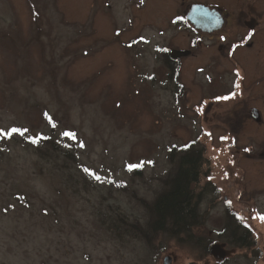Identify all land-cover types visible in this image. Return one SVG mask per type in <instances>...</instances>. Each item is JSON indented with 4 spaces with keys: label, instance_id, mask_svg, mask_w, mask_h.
I'll use <instances>...</instances> for the list:
<instances>
[{
    "label": "rangeland",
    "instance_id": "374dc122",
    "mask_svg": "<svg viewBox=\"0 0 264 264\" xmlns=\"http://www.w3.org/2000/svg\"><path fill=\"white\" fill-rule=\"evenodd\" d=\"M183 12L182 0H0V130L28 129L0 138V264H213L199 257L227 211L254 244L230 261L264 260V13L205 35L174 22ZM165 51L180 57L175 79ZM190 146L204 151L201 223L176 242L152 231L148 207Z\"/></svg>",
    "mask_w": 264,
    "mask_h": 264
},
{
    "label": "trees",
    "instance_id": "16d2710c",
    "mask_svg": "<svg viewBox=\"0 0 264 264\" xmlns=\"http://www.w3.org/2000/svg\"><path fill=\"white\" fill-rule=\"evenodd\" d=\"M169 54V51H165L164 63L168 65L169 78L175 79L177 75L176 66L173 65L175 60L170 58ZM191 145L193 146V143ZM203 153L202 147L193 148L190 146L184 148L183 152L179 154L174 174L167 177L165 188L148 207L153 217L151 223L153 232L157 234L164 232L174 241L184 242L190 238L189 233L192 229L200 225L197 209V198L200 193H196L195 190L201 173V165L205 162L202 158ZM226 214L228 219L224 230L231 229L232 223L231 213L227 211ZM194 245H198V243L194 242ZM206 249L208 248L206 247ZM204 254L199 258L202 259L209 253L205 251Z\"/></svg>",
    "mask_w": 264,
    "mask_h": 264
},
{
    "label": "flooded vegetation",
    "instance_id": "af4514ba",
    "mask_svg": "<svg viewBox=\"0 0 264 264\" xmlns=\"http://www.w3.org/2000/svg\"><path fill=\"white\" fill-rule=\"evenodd\" d=\"M226 1L228 3L227 6L221 0H213V1L212 0H182V6L184 7L183 15L178 16L174 18L173 20L174 22L180 21L181 24L190 26L192 30H194L195 33L197 34L201 33V34L207 35V34H212L213 32H210V33L202 32L201 30L195 29L193 25H191L187 21L186 15L192 6H196V5L204 6L208 8L209 10H213L214 12L219 14L221 18L223 19V24L219 30L214 31V32L218 31L219 33H220V30H222L223 28H227L228 26L231 25L230 17L234 13L245 15L242 19H236V21H238V23L241 24L239 26L247 27L249 30H252L253 28H255V26H257L256 24H258L257 18L255 17V15L257 13L260 14L261 12L264 13V0H226ZM178 18L180 20H178ZM248 44L245 43L244 44L245 47H248L250 45ZM169 55H170V58L174 59L175 61L179 60L180 58L179 56H174V55L171 56V54ZM234 62H235V59H234ZM258 79L260 80V77H258ZM241 82H242L241 77H238V79H236V81L232 84L231 90L222 94V96L228 97L230 101L236 100L238 98V95H240V93L238 95H235L236 94L235 91L238 89L236 86L241 85ZM256 82H258V80H256ZM248 113H249L248 115L251 117V119H253L255 123L261 125L262 118L259 113V110L255 106H250V108H248ZM230 220L232 221L231 227L229 226L231 229L223 230V231L219 230L218 233H216L219 237L212 242V245H218L225 252L224 258L222 260L213 257V264H247L249 263V262L243 263L239 259H231L230 261V252L227 251L228 249H231L233 251H235V249L251 250L253 249L252 245H254L253 242H251L252 235H251V232L248 230V228H246V226L241 225L238 221H236L233 214H231ZM247 233H249V235H247ZM229 238H232L233 240L231 239L229 240ZM220 239H224V241ZM244 252L245 253H243L242 256L244 257V259H247L246 257L247 251H244ZM259 257L260 255L258 253L257 258ZM259 261L258 259L255 260L254 264H264L263 257L261 258V261L260 262ZM249 264H252V263H249Z\"/></svg>",
    "mask_w": 264,
    "mask_h": 264
},
{
    "label": "water",
    "instance_id": "95a60500",
    "mask_svg": "<svg viewBox=\"0 0 264 264\" xmlns=\"http://www.w3.org/2000/svg\"><path fill=\"white\" fill-rule=\"evenodd\" d=\"M186 19L195 29L208 33L219 30L223 24V19L219 14L200 5L192 6L186 15ZM209 254L222 260L225 252L218 245H212L209 248ZM170 260L169 257H165L164 264H169Z\"/></svg>",
    "mask_w": 264,
    "mask_h": 264
},
{
    "label": "snow or ice",
    "instance_id": "6c2138e0",
    "mask_svg": "<svg viewBox=\"0 0 264 264\" xmlns=\"http://www.w3.org/2000/svg\"><path fill=\"white\" fill-rule=\"evenodd\" d=\"M141 3H143V0H141ZM250 37H246L245 39H249ZM221 39H226L225 37H221ZM243 46L242 44H239V45H235V47H241ZM237 75H239V73H237ZM151 79V77H149ZM237 88L239 87V85L236 86ZM28 132V129H19V128H15V130L11 131V134L9 135V131H5V130H0V138H10L11 136H14V135H19V136H25V134ZM63 135V134H62ZM66 139L68 140H72V141H76L77 140V137H76V134L74 135H71V136H64ZM45 137L43 136H40V137H30L29 138V142L32 143L33 145H36L38 144L40 141L44 140ZM79 146L81 148L84 147V145L82 143L79 144ZM171 150V149H170ZM247 151V149H246ZM152 162L151 161H143V162H137V163H129L126 165V170L128 172H133V171H137V170H140L142 169L143 167H145L146 164H151ZM84 171V169H83ZM86 174L89 175V173H91V176L94 180H96L97 182H101V181H104L105 178L101 176V179L97 180L96 177L98 176L95 172L91 171V170H87V171H84ZM105 182L109 183V184H114V181H109V180H106ZM117 187H119V185H116ZM231 202H229L230 204ZM242 219V217H241ZM260 220L264 221V216H261L259 217Z\"/></svg>",
    "mask_w": 264,
    "mask_h": 264
}]
</instances>
